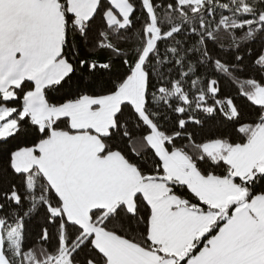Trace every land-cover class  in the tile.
I'll return each mask as SVG.
<instances>
[{"label": "snow or ice", "instance_id": "6c2138e0", "mask_svg": "<svg viewBox=\"0 0 264 264\" xmlns=\"http://www.w3.org/2000/svg\"><path fill=\"white\" fill-rule=\"evenodd\" d=\"M0 264H264V0H0Z\"/></svg>", "mask_w": 264, "mask_h": 264}, {"label": "trees", "instance_id": "16d2710c", "mask_svg": "<svg viewBox=\"0 0 264 264\" xmlns=\"http://www.w3.org/2000/svg\"><path fill=\"white\" fill-rule=\"evenodd\" d=\"M249 75H255V73H248ZM243 78V77H242ZM222 95L223 94H231L235 98V102L239 105L241 103L240 98H236V93L228 87V85L224 82H221Z\"/></svg>", "mask_w": 264, "mask_h": 264}]
</instances>
